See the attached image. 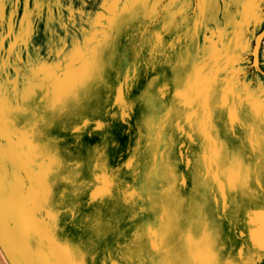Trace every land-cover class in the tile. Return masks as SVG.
I'll list each match as a JSON object with an SVG mask.
<instances>
[{
	"label": "rangeland",
	"instance_id": "obj_1",
	"mask_svg": "<svg viewBox=\"0 0 264 264\" xmlns=\"http://www.w3.org/2000/svg\"><path fill=\"white\" fill-rule=\"evenodd\" d=\"M100 3L89 0L90 15ZM166 6L161 0L156 18L121 27L110 45L79 36L75 47L70 37L55 55L47 52L42 23L32 48L18 57L26 64L34 50L48 65L33 95L50 105V123L30 137L4 106L0 264H264L253 238L264 239V200L217 186L236 153L250 173L247 190L264 188V138L248 100L264 84V23L259 30L246 23L252 0H234L227 16L222 3L212 5L215 19L202 28L190 19L194 2L183 13L177 0L171 25ZM30 7L0 0V36L15 40ZM189 28L195 51L183 38ZM241 38L253 52L236 61ZM186 50L193 58L178 67ZM0 51H9L3 41ZM18 73L6 70L5 80L23 88ZM206 108L213 138L227 149L219 161L206 155V137L193 130ZM234 108L255 128V142L231 123ZM54 161L69 166L61 175L75 170L74 184L50 182L45 172ZM68 201L74 213L64 211ZM249 213L259 215L250 221Z\"/></svg>",
	"mask_w": 264,
	"mask_h": 264
},
{
	"label": "snow or ice",
	"instance_id": "obj_2",
	"mask_svg": "<svg viewBox=\"0 0 264 264\" xmlns=\"http://www.w3.org/2000/svg\"><path fill=\"white\" fill-rule=\"evenodd\" d=\"M181 4L180 11L186 13L188 9H192L193 2L196 7L192 9V16L190 19H195L196 28H202L208 24L212 19H215L217 9L211 7L214 4L222 3L224 5L225 15H229L227 7L234 0H179ZM261 7H256L257 0H252L251 10L247 13L246 23L251 24L259 30V24L264 23V0H258ZM89 0H21V8L30 4L26 16H23V26H20V21H17L19 32L13 33L16 37L0 36V41L4 42L5 48H9L8 52L0 51V132H2L4 124V106L7 104L11 113H14L13 119H18V122L23 125L24 132L30 137H37L41 135V129L46 128L50 120L45 119V114L50 105L46 100H42L41 96H34L33 93L41 87L38 78L41 73L48 68V65L43 62V58L39 53L33 50L34 59L26 64H21L18 57L23 56L25 47L32 48V41L40 33L37 32L40 24L47 25V35L44 43L49 55H55L64 50L66 41L70 37L72 44L75 47L80 46L79 36L86 38L85 43H94L97 46L110 45L114 39L116 32L123 26L130 24L133 20H137L141 16L156 18L158 16L157 8L161 0H101L100 7L93 10L89 14L87 5ZM119 3H124V8H119ZM149 3L152 7L149 8ZM177 3V0H167V6L164 11L168 12L166 19L169 25L174 23V16L177 14L171 11V8ZM104 22V23H102ZM91 37V39H87ZM184 39L189 40V48L195 51V31L189 28L183 36ZM9 42H11L9 44ZM259 43L256 42V49L258 51ZM238 55L234 58L236 61H241L253 50L248 46V40L241 38L237 48ZM8 56L9 59H5ZM192 52L185 51L182 54L178 67L187 64L192 59ZM199 58V52L197 56ZM251 63L250 61L248 62ZM13 67L19 68L17 75V83L23 84V88L13 87L12 81L5 80L6 70H11ZM179 86V81L177 82ZM182 95V93H178ZM248 100L253 104L254 115L259 120L260 135L264 138V84H261L257 89L250 91ZM62 108L58 106L56 113L58 114ZM44 113V114H42ZM212 110L206 108L201 116L197 119V124L193 130L201 131L206 137V155L211 154V158L219 161L221 157L227 152L225 145L217 139H214L212 133ZM231 123L238 124L246 134L248 139L255 142L256 131L255 128H250L247 123V118L244 112H238L235 108L231 112ZM100 127V125H98ZM212 133V134H210ZM248 141L245 140V143ZM68 165H62L59 161H54L46 170L45 175L49 177L51 183H59L65 181L74 184L73 177L75 170L68 171L67 175H61V168L67 169ZM250 173L245 172L240 167L239 155L231 154V167L223 173L226 177L225 184L220 185L224 191H237L243 189L245 195L249 199H256L260 197L264 200V188L257 191L247 190V176ZM264 176V171L261 173ZM102 181H107L106 177L99 178ZM107 186V183H105ZM47 191V185L45 186ZM78 188L75 189L71 195L75 197ZM65 212H75L76 209L72 201L64 206ZM259 215L256 213H249V220L252 217ZM257 247L264 249V239H256ZM6 255L9 253L6 251ZM11 259V257L9 256ZM248 264V262H245Z\"/></svg>",
	"mask_w": 264,
	"mask_h": 264
},
{
	"label": "bare ground",
	"instance_id": "obj_3",
	"mask_svg": "<svg viewBox=\"0 0 264 264\" xmlns=\"http://www.w3.org/2000/svg\"><path fill=\"white\" fill-rule=\"evenodd\" d=\"M70 68V67H69ZM69 70V69H68ZM70 71H71V68H70ZM68 73V72H67ZM69 73H71V72H69ZM68 76H69V74H68Z\"/></svg>",
	"mask_w": 264,
	"mask_h": 264
}]
</instances>
